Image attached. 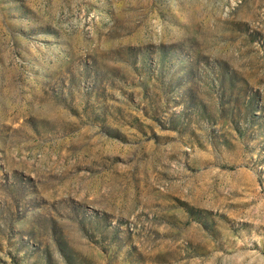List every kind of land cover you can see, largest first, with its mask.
<instances>
[{"label": "rangeland", "instance_id": "1", "mask_svg": "<svg viewBox=\"0 0 264 264\" xmlns=\"http://www.w3.org/2000/svg\"><path fill=\"white\" fill-rule=\"evenodd\" d=\"M0 264H264V0H0Z\"/></svg>", "mask_w": 264, "mask_h": 264}]
</instances>
